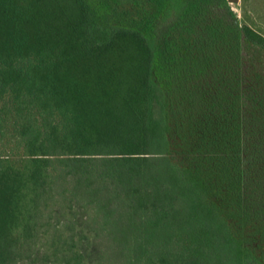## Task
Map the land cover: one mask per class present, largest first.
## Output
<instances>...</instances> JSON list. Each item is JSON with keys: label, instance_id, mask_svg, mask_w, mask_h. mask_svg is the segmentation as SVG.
I'll list each match as a JSON object with an SVG mask.
<instances>
[{"label": "trees", "instance_id": "trees-1", "mask_svg": "<svg viewBox=\"0 0 264 264\" xmlns=\"http://www.w3.org/2000/svg\"><path fill=\"white\" fill-rule=\"evenodd\" d=\"M181 15L0 0V264H264V35L193 30L164 86Z\"/></svg>", "mask_w": 264, "mask_h": 264}, {"label": "rangeland", "instance_id": "rangeland-1", "mask_svg": "<svg viewBox=\"0 0 264 264\" xmlns=\"http://www.w3.org/2000/svg\"><path fill=\"white\" fill-rule=\"evenodd\" d=\"M99 12H105L114 24L135 27L147 36L155 35L179 14L177 27L158 41L154 64L160 84L167 85L177 45L189 42L190 33L206 25H217L227 33H239L242 24L264 35V0H179L176 8L168 0H89ZM241 54L253 56L264 64V53L256 52L239 33ZM188 41V42H187Z\"/></svg>", "mask_w": 264, "mask_h": 264}]
</instances>
